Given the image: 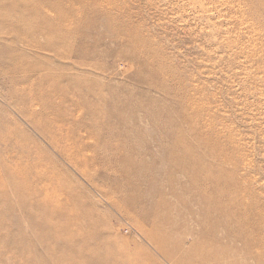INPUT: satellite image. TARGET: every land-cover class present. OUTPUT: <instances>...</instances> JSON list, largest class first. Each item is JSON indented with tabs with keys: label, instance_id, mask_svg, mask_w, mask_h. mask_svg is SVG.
<instances>
[{
	"label": "rangeland",
	"instance_id": "rangeland-1",
	"mask_svg": "<svg viewBox=\"0 0 264 264\" xmlns=\"http://www.w3.org/2000/svg\"><path fill=\"white\" fill-rule=\"evenodd\" d=\"M43 4L0 8V264H264V0Z\"/></svg>",
	"mask_w": 264,
	"mask_h": 264
},
{
	"label": "bare ground",
	"instance_id": "bare-ground-1",
	"mask_svg": "<svg viewBox=\"0 0 264 264\" xmlns=\"http://www.w3.org/2000/svg\"><path fill=\"white\" fill-rule=\"evenodd\" d=\"M43 2H44V0H0V8L3 10H6L7 8L13 10V14L15 15L13 17V19H14V21L17 22L18 27H21L22 26L21 23L26 22V20H31L33 18L34 10L32 8V4L38 3L39 9H41L44 6ZM30 12H32V13L30 14ZM29 27H30L29 25L25 24L20 28L22 30H19V31L27 33V32H29ZM40 33H42V31ZM59 141H60L59 139L51 138V142L53 145H55V142L58 144ZM15 156H17V155H15ZM29 158H31L30 154H29ZM40 168H41V170L38 171L36 176H35V179L37 180V182L41 181L43 178V177H41V173L44 172V168L42 166H40ZM46 172H47V170H46ZM45 178H48L47 174H46ZM44 181L42 183H45ZM78 211L80 213H84V211H82V209H78ZM153 239H157V236L152 235V240ZM164 254H165V256H168V258L170 259L171 262H174L175 264H183L181 260H177V261L174 260L175 256L172 255V252L164 251ZM136 263H139V262L136 260Z\"/></svg>",
	"mask_w": 264,
	"mask_h": 264
}]
</instances>
